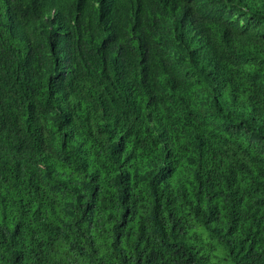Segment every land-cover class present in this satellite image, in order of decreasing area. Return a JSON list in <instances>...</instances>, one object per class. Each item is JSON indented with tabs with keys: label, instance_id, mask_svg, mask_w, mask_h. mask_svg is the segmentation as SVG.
<instances>
[{
	"label": "trees",
	"instance_id": "1",
	"mask_svg": "<svg viewBox=\"0 0 264 264\" xmlns=\"http://www.w3.org/2000/svg\"><path fill=\"white\" fill-rule=\"evenodd\" d=\"M264 264V0H0V264Z\"/></svg>",
	"mask_w": 264,
	"mask_h": 264
},
{
	"label": "rangeland",
	"instance_id": "2",
	"mask_svg": "<svg viewBox=\"0 0 264 264\" xmlns=\"http://www.w3.org/2000/svg\"><path fill=\"white\" fill-rule=\"evenodd\" d=\"M195 228L203 234V243L210 251L211 259L215 264H231L227 259L226 250L213 238L203 227L196 225Z\"/></svg>",
	"mask_w": 264,
	"mask_h": 264
}]
</instances>
